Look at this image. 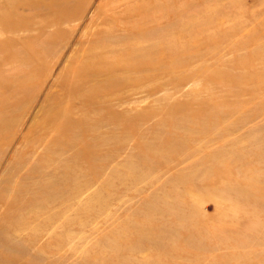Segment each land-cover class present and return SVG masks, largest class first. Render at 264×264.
I'll use <instances>...</instances> for the list:
<instances>
[{
    "label": "rangeland",
    "instance_id": "1",
    "mask_svg": "<svg viewBox=\"0 0 264 264\" xmlns=\"http://www.w3.org/2000/svg\"><path fill=\"white\" fill-rule=\"evenodd\" d=\"M0 264H264V0H0Z\"/></svg>",
    "mask_w": 264,
    "mask_h": 264
}]
</instances>
